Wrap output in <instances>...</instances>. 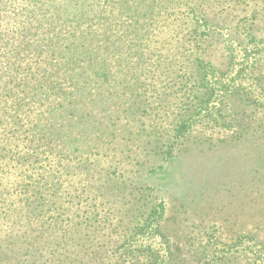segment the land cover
<instances>
[{
    "label": "rangeland",
    "instance_id": "1",
    "mask_svg": "<svg viewBox=\"0 0 264 264\" xmlns=\"http://www.w3.org/2000/svg\"><path fill=\"white\" fill-rule=\"evenodd\" d=\"M0 264H264V0H0Z\"/></svg>",
    "mask_w": 264,
    "mask_h": 264
}]
</instances>
